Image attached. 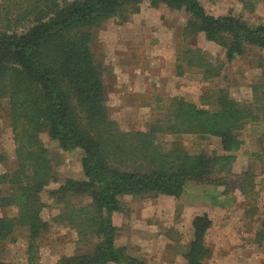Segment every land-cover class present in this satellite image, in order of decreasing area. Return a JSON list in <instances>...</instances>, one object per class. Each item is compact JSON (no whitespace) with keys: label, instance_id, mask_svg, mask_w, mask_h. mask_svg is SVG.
I'll use <instances>...</instances> for the list:
<instances>
[{"label":"trees","instance_id":"1","mask_svg":"<svg viewBox=\"0 0 264 264\" xmlns=\"http://www.w3.org/2000/svg\"><path fill=\"white\" fill-rule=\"evenodd\" d=\"M144 1L183 10L188 15L184 35L204 33L224 49L228 61L264 48L263 24L212 15L199 0H0V102L8 108L16 164L0 173V207L14 209L10 216L0 215V244L22 227L27 249L38 248L49 227L42 218L41 193L51 183L59 182L49 189L59 207L54 221L75 231L79 248L93 244L58 264H149L116 245L119 227L113 218L127 196L179 198L188 184L196 183L224 187L223 195L238 188L248 197L251 178L229 181V169L243 144L238 131L248 122H264V87L259 91L253 85L257 102L243 104L218 88L203 97L212 99L213 110L174 98L168 119H156L148 131L122 130L110 117L102 65L92 48L94 32L109 20L128 22ZM240 2L252 7L247 0ZM187 53L188 65L198 67L204 79L220 76L223 63L209 61L199 49ZM159 133L217 137L222 154L192 153L179 142L165 148ZM43 134L62 150L83 152L85 179L58 176ZM6 157L0 153V163ZM192 225L194 236L184 257L187 264H205L212 254L205 242L212 221L200 215ZM257 236L264 240V229ZM0 264L11 263L0 257Z\"/></svg>","mask_w":264,"mask_h":264},{"label":"rangeland","instance_id":"2","mask_svg":"<svg viewBox=\"0 0 264 264\" xmlns=\"http://www.w3.org/2000/svg\"><path fill=\"white\" fill-rule=\"evenodd\" d=\"M212 15H233L251 26L264 25V0H199ZM188 18L183 10L164 4L153 7L148 1L126 23L106 21L94 32L92 48L102 65L104 90L110 117L125 131H148L156 119L166 121L174 98L199 108L213 110L212 99L203 97L223 88L241 104L253 99V85L264 87V48L228 61L224 49L202 32L184 35ZM199 49L211 62L223 63L220 76L204 79L198 67L187 63L189 50ZM186 57V58H185ZM217 60V61H216ZM5 101L0 102V153L7 157L0 163V173L15 167L14 142ZM243 141L235 151L229 181L249 176L252 188L248 197L238 188L221 193L224 187L190 183L175 198L167 195L132 199L125 197L122 211L115 212L113 222L119 227L116 245L126 246L132 255L149 264H187L184 257L194 234L193 219L207 215L212 221L205 242L211 248L205 264H264V240L257 232L264 229V122L247 123L238 131ZM49 148L60 178L85 179L81 160L83 152L62 150L48 135H41ZM159 142L168 148L179 142L186 150L220 155V140L198 134L159 133ZM248 177V178H249ZM51 183L41 193L45 207L42 218L49 227L32 253L27 249L28 235L17 227L12 236L0 244V257L11 264H58L65 256L84 249L77 246L75 231L54 221L59 207L49 196ZM6 194V188L1 190ZM213 192V193H212ZM211 195V196H210ZM217 196V197H215ZM214 197V198H213ZM252 209V212H251ZM10 206L0 207V215H12Z\"/></svg>","mask_w":264,"mask_h":264}]
</instances>
